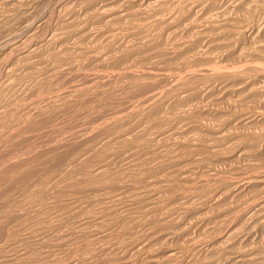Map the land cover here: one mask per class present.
Here are the masks:
<instances>
[{"label":"rangeland","instance_id":"rangeland-1","mask_svg":"<svg viewBox=\"0 0 264 264\" xmlns=\"http://www.w3.org/2000/svg\"><path fill=\"white\" fill-rule=\"evenodd\" d=\"M3 47L2 165L58 157L0 264H264V0H0Z\"/></svg>","mask_w":264,"mask_h":264},{"label":"bare ground","instance_id":"bare-ground-1","mask_svg":"<svg viewBox=\"0 0 264 264\" xmlns=\"http://www.w3.org/2000/svg\"><path fill=\"white\" fill-rule=\"evenodd\" d=\"M82 1H83V0H82ZM88 1H89V0H87V2H88ZM90 1L93 2V1H95V0H90ZM96 1H98V0H96ZM132 2H133V1H132ZM147 3H148V2H147ZM158 3H159V2H158ZM150 4H151V3H150ZM11 6H12V5H11ZM146 8H147V7H146ZM48 19H49V18H48ZM42 20L44 21L43 23H45V24L47 23V21H50V20H47L46 17H43ZM29 24H30V23H29ZM28 26H29V25H28ZM47 26H48V25H47ZM44 27H45V25H44ZM30 28H31V27H30ZM26 29H27V28H26ZM26 29H25V30H26ZM38 29H39V28H38ZM29 30H30V32L33 31V29H29ZM29 30H28V31H29ZM44 32H45V31H44ZM35 34H36V33H35ZM33 35H34V33H33ZM31 36H32V35H31ZM2 37H3V36H2ZM21 37H22V36H21ZM52 37H53V36H52ZM22 38H23V37H22ZM20 39H21V38H20ZM50 39H51V38H50ZM50 39H49V40H50ZM52 39H53V38H52ZM40 40H41V39H40ZM42 40H43V39H42ZM44 41H45V40H44ZM54 41H55V40H54ZM7 42H8V41H7ZM48 42H49V41H48ZM5 44H6V43H4V45H5ZM2 45H3V42H2ZM141 45H142V44H141ZM5 46H6V48H7V46H9V45H5ZM41 46H42V45H41ZM28 47H29V49H31V48L34 47V44H33V45L29 44ZM1 49H4V47H3V48H0V50H1ZM41 49H42V48H41ZM4 50H5V49H4ZM13 51H14V49H13ZM15 51H17L16 48H15ZM31 51H32V50H31ZM20 52H21V51H20ZM14 53H15V52H14ZM18 53H19V52H18ZM32 53H33V52H32ZM59 53H60V52H59ZM15 54H16V53H15ZM35 54H36V53H35ZM9 56L12 57L13 54L6 55L4 58H2V62H0V63H2V65H1V66H3L2 68H6V67L9 65V60H8V59H9ZM51 56H52V55H51ZM11 57H10V58H11ZM47 58H48V57H47ZM79 62H80V61H79ZM16 64H17V63H16ZM8 67H9V66H8ZM190 67H191V66H190ZM13 70H14V69H13ZM94 70H95V69H94ZM124 71H125V70H124ZM88 72H89V71H88ZM94 72H95V71H94ZM190 72H191V71H190ZM74 73H75V72H74ZM97 74H98V73H97ZM120 74H122V73H120ZM9 75H10V74H9ZM48 75H49V74H48ZM55 75H56V74H55ZM57 76H58V74H57ZM98 76H99V75H98ZM105 76H106V75H105ZM111 76H112V75H111ZM82 77H83V76H82ZM85 78H86V77H85ZM105 78H106V77H105ZM103 79H104V78H103ZM106 79H107V78H106ZM110 79H111V78H110ZM112 79H113V78H112ZM35 80H36V79H35ZM108 80H109V79H107V82H108ZM102 81H103V80H102ZM102 81L98 82V84H101ZM104 81H106V80L104 79ZM109 81H110V80H109ZM2 82H3V81H2ZM82 83H83V82H82ZM103 83H105V82H103ZM108 83H109V82H108ZM1 84H2V83H1ZM75 85H76V84H75ZM78 85H79V84H78ZM80 85L83 86V84H80ZM85 85H86V84H85ZM103 85H104V84H103ZM105 85H106V83H105ZM74 87H75V86H74ZM74 87H73V88H74ZM69 88H70V87H69ZM79 88H82V87H79ZM67 90H68V89H67ZM87 90H88V89H87ZM79 91H80V90H79ZM79 91H78V92H79ZM145 91H146V90H145ZM79 96H80V95H79ZM32 97H33V96H32ZM156 97H157V95H156ZM77 98H78V97H77ZM148 99H149V98H148ZM147 101H148V100H147ZM147 101H146V102H147ZM149 101H151V100H149ZM65 103H66V102H65ZM75 103H76V101H75ZM31 104H32V103H31ZM141 108H142V107H141ZM84 109H85V108H84ZM69 110H70V109H69ZM70 112H71V111H70ZM63 116H64V115H63ZM68 116H69V115H68ZM68 116H67V117H68ZM64 119H65V118H64ZM66 119H67V118H66ZM68 119H69V118H68ZM107 119H108V118H107ZM43 121H44V120H43ZM46 121H47V120H46ZM53 121H54V120H53ZM104 121H105V120H104ZM51 122H52V121H51ZM62 123H63V122H62ZM67 124H68V123H67ZM103 125H104V124H103ZM95 126H96V125H95ZM6 127H7V126H6ZM65 127H66V125H65ZM67 127H68V126H67ZM69 127H70V126H69ZM55 128H56V127H55ZM35 129H36V128H35ZM41 129H42V128H41ZM78 129H79V128H78ZM82 129H83V128H82ZM82 129H81V130H82ZM95 129H97V128L95 127ZM54 130H55V129H54ZM54 130H53V132H54ZM59 130H60V129H59ZM61 130H64V129H61ZM72 130H73V129H72ZM75 130H76V128H75ZM75 130H74V131H75ZM98 130H99V129H97V132H98ZM32 131H33V130H32ZM41 131H42V130H41ZM79 131H80V130H79ZM44 132H45V130H44ZM58 132H59V131H58ZM60 132H61V131H60ZM75 132H76V131H75ZM93 132H94V131H93ZM95 132H96V131H95ZM13 133H14V132H13ZM45 133H46V132H45ZM48 133L51 134L50 132H48ZM55 133H56V132H55ZM49 134H46V135L48 136ZM53 134H54V133H53ZM61 134H62V133H61ZM63 134H64V132H63ZM65 134H66V133H65ZM34 135H35V134H34ZM36 135H37V134H36ZM44 135H45V134H44ZM55 135H56V134H55ZM38 136H39V135H38ZM51 136H52V135H51ZM66 136H67V135H66ZM57 137H58V136H57ZM57 137H56V139H59V138H57ZM60 137H61V136H60ZM166 137H167V136H166ZM48 138H49V137H48ZM52 138H54V137L52 136ZM61 138H62V137H61ZM14 139H15V138H14ZM56 139H55L56 142L59 141V140H56ZM64 139H65V137H64ZM22 140H24V139H22ZM65 140H66V139H65ZM10 141H11V140H10ZM46 141H47V140H46ZM52 141H54V139H53ZM80 141H81V140H80ZM80 141H79V142H80ZM83 141H84V140H83ZM56 142H54V143H56ZM59 142H61V141H59ZM0 143H1V142H0ZM24 143H25V142H24ZM24 143H23V144H24ZM51 143L54 145L53 142H51ZM76 143H77V142H76ZM14 144H15V143H14ZM58 144H59V143H58ZM58 144L56 143V145H58ZM105 144H106V143H105ZM45 145H46V144H45ZM30 146H31V145H30ZM51 146H52V145H51ZM45 147L48 148V146H45ZM62 147H63V146H62ZM39 148H40V147H39ZM54 148H55V146H54ZM59 148H60V147H59ZM28 149H29V148H28ZM30 149H31V148H30ZM22 150H23V149H22ZM51 150H52V149H51ZM56 150H57V149H56ZM64 150H65V149H64ZM76 150H77V149H76ZM86 150H87V149H86ZM14 152H15V151H14ZM1 153H2V152H1ZM31 153H32V152H31ZM48 153H49V151H48ZM15 154H16V153H15ZM21 154H22V153H21ZM26 154H28V153H26ZM40 154H41V153H40ZM50 154H51V153H50ZM38 155H39V154H38ZM53 155H55V154H53ZM56 155H57V153H56ZM6 156H7V155H6ZM10 156H11V155H10ZM36 156H37V154H36ZM36 156H34V157H36ZM46 156H48V154H47ZM46 156H45V157H46ZM27 157H28V156H27ZM34 157H33V158H34ZM37 157H38V156H37ZM40 157L42 158V157H44V155H43V156H42V155H39L38 158H40ZM45 157L43 158V160L45 159ZM48 157H49V156H48ZM48 157H47V158H48ZM51 157H53V156H51ZM51 157H49V159H50L51 162H53L54 160L52 159V160H53V161H52V160H51ZM56 157H58V156H56ZM56 157H53V158H55V159L57 160ZM10 158H11V157H10ZM19 158H20V156H19ZM19 158H17L16 160L13 158L14 161H11L10 163L8 162V160H9V159H8V160H7V163H8V164L5 162V161H6V160H5L4 162L6 163V165H4L5 163L2 165V156H0V182L5 181V182H8L9 184H13V182H14V183H15V182L17 183L19 179H22V182H24L25 179H26V182H25V183H27V180H28V179H27L26 177L29 176V174H28V175L25 174V169H29V168H27V167L29 166L30 162L33 161V160H32L33 158H30V157H29V159L26 158L27 160H25V159L20 160ZM38 158H37V159H38ZM47 158H46V161H47ZM34 159H35V158H34ZM38 160H39V159H38ZM38 160H36V161H38ZM77 160H78V159H77ZM9 161H10V160H9ZM34 161H35V160H34ZM41 161H42V159H41ZM46 161H44V162H46ZM80 161H81V160H80ZM51 162H50V163H51ZM54 162H55V161H54ZM61 162H62V161H61ZM36 163H37V162H36ZM40 163H41V162H40V160H39V165L37 164V166H35V167H40V166H41ZM48 163H49V162H48ZM48 163H46V165H47ZM41 164H43V161H42ZM53 164H54V163H53ZM56 164H57V163H56ZM31 165L33 166V164H31ZM43 165H45V164H43ZM46 165H45V167H46ZM48 165H49V164H48ZM50 165H51V164H50ZM55 166H56V165H55ZM30 167H31V166H30ZM33 167H34V166H33ZM33 167H31L30 170H31V169H34V170H35V168H33ZM42 167H43V166H42ZM45 167H43V169H44ZM47 167H48V166H47ZM40 168H41V167H40ZM49 168H50V167H48V168H46V169L49 170ZM53 168H55V167H53ZM36 169H37V168H36ZM43 169H42V170H43ZM34 170H31L32 173H33ZM42 170H41V171H42ZM50 170H52V169H50ZM56 170H57V169H56ZM26 171H27V170H26ZM39 171H40V170H39ZM43 171H44L43 173H40V172H38V173H40L41 175H43L44 173H45V174H46V173L48 174V172H49V171H47V170H43ZM35 172H36V171H35ZM35 172H34V174H35ZM50 172H51V171H50ZM97 172H98L97 174H98V176H99V177H98L99 179H100V176H101V175H103V174L106 173L105 169H104V170H98ZM107 172H108V171H107ZM109 172H110V171H109ZM109 172H108V173H109ZM26 173H27V172H26ZM29 173H30V172H29ZM32 173H31V176L33 177L34 174H32ZM36 173H37V172H36ZM54 173H55V172H54ZM45 174H44V175H45ZM35 175H36V174H35ZM95 175H96V174H95ZM106 175H108V174H106ZM37 176H39V174H38ZM45 176H46V175H45ZM32 177H31V179L33 180ZM34 177L36 178V176H34ZM96 178H97V177H96ZM29 179H30V178H29ZM94 179H95V178H94ZM16 180H17V181H16ZM23 180H24V181H23ZM32 180H31V182H34V181H32ZM37 180L39 181V178L36 179V181H37ZM97 180H98V179H97ZM20 181H21V180H20ZM20 181H19V182H20ZM29 181H30V180H29ZM36 181H35V184H36ZM110 181H111V180H110ZM19 182H18V183H19ZM92 182H93V181H92ZM98 182H99V181H98ZM107 182H108V181H107ZM241 182H244V183H242V184L244 185V184H248L250 181H249V180H246V181L243 180V181H241ZM20 183H21V182H20ZM94 183H95V182H94ZM94 183H93V184H94ZM96 183H97V181H96ZM96 183H95V186H96ZM100 183H101V181H100ZM104 183H105V182H104ZM104 183H103V184H104ZM110 183H111V182H110ZM114 183H115V182H114ZM114 183H113V184H114ZM98 184H99V183H97V185H98ZM113 184H112V185H113ZM119 184H120V183H119ZM29 185H30V184H29ZM120 185H121V184H120ZM7 186H8V185H7ZM19 186H21V185H19ZM27 186H28V185H27ZM239 186H241V184H240ZM96 187H97V186H96ZM107 187H108V186H107ZM103 188H104V187H103ZM237 188H238V189H237ZM0 189H1V188H0ZM100 189H101V188H100ZM236 189H237V190H240L239 187H238V185L236 186ZM45 191H46V190H45ZM43 201H44V200H43ZM14 205H16V204H14ZM20 206H21V204H20ZM26 206H27V205H26ZM23 207H24V206H23ZM23 207L21 206V208H23ZM254 207H255V206H254ZM258 207H259V206H258ZM16 208L19 209L18 206H17ZM29 208H30V207H29ZM24 210H26V209H24ZM18 211H19V212L22 211L21 213H23V210H22V209H19ZM13 212H15V213H16L15 215L17 216L18 213H17L16 211H13ZM244 213H245V212H244ZM18 215H19V214H18ZM23 215H24V214H23ZM239 215H240V214H239ZM15 218H16V217H15ZM7 226H8V225H7ZM124 228H125V227H124ZM0 231H2V230H0ZM28 252H29V251H28ZM1 255H2V254H1ZM31 256H32V255H31ZM17 257H18V256H17ZM22 257H23V256H22ZM171 259H172V258H171ZM182 260H183V259H182ZM25 261H26V260H25ZM8 262H9V261H8ZM20 262H21V261H20Z\"/></svg>","mask_w":264,"mask_h":264}]
</instances>
